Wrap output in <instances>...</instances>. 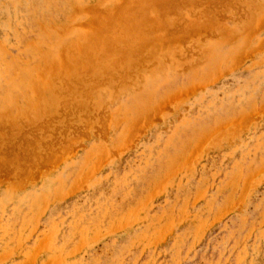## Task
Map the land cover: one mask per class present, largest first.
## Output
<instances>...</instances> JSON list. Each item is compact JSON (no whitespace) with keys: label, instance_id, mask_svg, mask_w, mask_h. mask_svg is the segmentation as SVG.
<instances>
[{"label":"rangeland","instance_id":"1","mask_svg":"<svg viewBox=\"0 0 264 264\" xmlns=\"http://www.w3.org/2000/svg\"><path fill=\"white\" fill-rule=\"evenodd\" d=\"M164 6L0 0V113L27 127L0 117V264H264V0ZM131 16L154 26L143 51ZM94 37L120 44L98 60Z\"/></svg>","mask_w":264,"mask_h":264},{"label":"bare ground","instance_id":"2","mask_svg":"<svg viewBox=\"0 0 264 264\" xmlns=\"http://www.w3.org/2000/svg\"><path fill=\"white\" fill-rule=\"evenodd\" d=\"M153 1H154L155 3H157V4H160L161 6H164V5H166V4L177 3V2L182 1V0H153ZM149 2H151V1H149ZM153 4H154V3H153ZM148 5H149V4H148ZM150 5H152V3H151ZM154 5H155V4H154ZM127 7H128V6H127ZM146 7H147V6H146ZM164 7H167V6H164ZM118 8H119V7H118ZM150 8H151V7H150ZM122 9H123V8H122ZM137 9H138V8H137ZM139 9H145V8H143V7L141 6V8H139ZM158 9H159V8H158ZM145 10L147 11L148 9H145ZM215 10H216V9H215ZM136 11H137V10H136ZM143 11H144V10H143ZM149 11H150V10H149ZM131 14H132V13H131ZM133 14H135V13L133 12ZM141 14H142V12H141ZM143 14H144V13H143ZM166 14H167V13H166ZM238 15H239V13H238ZM139 16H141V15H139ZM164 16H165V15H164ZM119 17H120V16H119ZM132 17H133V16L129 17V19H127V21H123L124 24H125V25L123 24V25H124L123 27H122V25H120V26L122 27V30H123V28H124L125 26H126L125 28H126V29H129V30H130V28H132V27H133L134 29H136L137 32H134V34H135V33H139V34H135V36L132 37V38H134V39H138V38H139V39H138L139 41H136V40H135V41L138 42V44L141 43V44H145V46H146V43H147V42L144 41V40H146V39H145V36L148 35V33L146 34V30H147V32H148V31L151 32V30H152V28H153L154 26H152L151 24H150V25H149V24L147 25V23H146V22H147L146 19H143V20H142L141 18H138V17H137V18H138V19H137L138 21H136V20H135L136 18L134 19V18H132ZM135 17H136V14H135ZM142 18H144V16H143ZM139 19H141V20H139ZM167 19H168V18H167ZM224 19H225V18H224ZM184 20H185V19H184ZM247 20H248V19H247ZM120 21H121V20H120ZM134 21H135L136 23H134ZM155 21H156V20H155ZM167 21H168V20H167ZM123 22H122V23H123ZM137 22H138V23H137ZM156 22H157V21H156ZM205 22H206V21H205ZM205 22H203V23L205 24ZM148 23H149V22H148ZM150 23H151V22H150ZM208 23H209V22H208ZM215 23H216V22H215ZM118 24H120V23H118ZM91 25H92V24H91ZM93 25H94V28H95V24H94V22H93ZM98 25H99V24H98ZM200 25H202V24L200 23ZM117 26H118V25H117ZM131 26H132V27H131ZM188 26H189V25H188ZM197 26H198V25H197ZM85 27H87V26H85ZM97 27H98V26H97ZM99 27H100V25H99ZM127 27H128V28H127ZM129 27H130V28H129ZM163 27H164V26H163ZM192 27H193V26H192ZM108 28H109V27H108ZM116 28H117V27H116ZM119 28H120V27H119ZM217 28H218V27H217ZM227 28H228V26H227ZM99 29H100V28H99ZM126 29H124L125 32L127 31ZM153 29H154V28H153ZM224 29H226V28H224ZM231 29H232V28H231ZM90 30H91V28H90ZM103 30H104V29H103ZM110 30H111V29H110ZM115 30H116V32H114ZM115 30H114V28H112V34H111V35H112V36L114 35L115 40H118V39H116V35L114 34V33H117V29H115ZM119 30H120V29H118V32L121 33V35H122V32H120ZM129 30L126 32L127 35H128ZM131 30H132L131 32H133V29H131ZM227 30H228V29H227ZM101 32H102L104 35H105V33H106V32H104V31H101ZM131 32H130V33H131ZM152 32H153V31H152ZM107 33L109 34L108 31H107ZM126 33H124L125 36H126ZM130 33H129V35H128V37L130 36V37H129L130 40H128V39H129L128 37L125 38L124 35H123L122 37H120L121 35L119 36V35L117 34V35H118L117 38H119V40H120V38H123V37H124L125 39H127V40H125V41H127V43L129 42L128 44H125V43H126V42H125V43H124V46H123V44H122V46L125 48V50L128 49V50H126V52L128 51L127 53L131 52V51L133 50V48H134V50L140 48V47H139L140 44L137 46V44H136L135 42H134L135 44L133 45V47H132V46H131V47L129 46V44H131L130 41H131V39H132V38H131V36H132L131 34H132V33H131V34H130ZM223 33H224V32H223ZM94 34H95V32H94ZM99 34H100V33L97 32L96 35H95V37L98 36ZM134 34H133V35H134ZM226 34H227V33H226ZM252 34H253V33H252ZM137 35H139V37H138ZM141 35H142L143 37H142ZM107 36H108V35L106 34V37H107ZM136 36H137V38H136ZM95 37H94V39L97 38V37H96V38H95ZM99 37H100V36H99ZM106 37L99 38V39H100V42H102L101 40L105 38V40H104L103 42L105 43V41H106V43H107V39L109 40V38H111V36H110V37H107V39H106ZM114 37H113V38H114ZM113 38L110 39L111 42L108 41L109 44H110V49H112L111 52L114 50V48H116V47L118 48V45L120 44V43H118V44L116 45V43H115V46H114V47L111 46V43H112V42L114 43V39H113ZM150 38H151V37H150ZM233 38H234V37H233ZM96 40H97V39H96ZM96 40H95V41H96ZM93 41H94V40H93ZM121 41H122V42H121ZM132 41H133V40H132ZM132 41H131V42H132ZM85 42H86V40H85ZM96 42H97V45H98V49H99V50L96 49V48H97V45H95V49H96L97 51H101V50H100L101 43H100V42L98 43V40H97ZM116 42H118V41H116ZM119 42L123 43L124 41L121 39ZM106 43H105V44H106ZM113 43H112V44H113ZM260 43H261V42H260ZM94 44H96V43H94ZM105 44H103V45H105ZM109 44H108V46H107V44H106L105 49L107 48V50H108ZM248 44H249V43H248ZM78 45H79V44H78ZM81 45H82V47H85L86 44H84V45H83V44H80L79 46L81 47ZM99 45H100V46H99ZM103 45H102L101 48H104ZM113 45H114V44H113ZM125 45H126V46L128 45L129 47H128V46L125 47ZM135 45H136V46H135ZM71 46L73 47V46H75V45H71ZM122 46H120V47H122ZM140 46H141V45H140ZM145 46H143V47H145ZM247 46H248V45H247ZM111 47H112V48H111ZM120 47H119V48H120ZM123 47H122V48H123ZM137 47H138V48H137ZM141 47H142V46H141ZM143 47H142V49L140 48L142 51H143ZM75 48H76V46H75ZM75 48H74V49H75ZM78 48H79V47H78ZM93 48H94V47H93ZM129 48H130V49H129ZM74 49H72V50L69 49V53H71V52H72V53H73V52H74V53H75V52L78 53V51H75ZM76 49H77V48H76ZM110 49H109V50H110ZM131 49H132V50H131ZM140 49H138V50H139V53H141V52H140ZM65 50L67 51V49H65ZM65 50H64V52H63L64 54H65V52H66ZM73 50H74V51H73ZM96 50H95V52L93 51L95 54L97 53ZM107 50H104V52H106ZM118 50H119V49H118ZM134 50H133V52H132V56L134 55L133 53H135L134 56H140V54H138V51H137V50L134 51ZM151 50H152V49H151ZM203 50H204V49H203ZM250 50H251V49H250ZM82 51H83V52H82ZM136 51H137V53H136ZM254 51H255V50H254ZM61 52H62V51H61ZM80 52L84 53V52H85V51H84V48H83ZM91 52H92V50H91ZM91 52H90V53H91ZM93 52H92L91 54H92V55H95V54H93ZM101 52H102V51H101ZM101 52H99V53L101 54ZM104 52H102L101 55H98V53L96 54V55L98 56V58H97L98 60H99V58H102V57H99V56H104V55H103ZM109 52H110V51H108L107 53H109ZM115 52H116V51H115ZM120 52H121V48H120L119 53H120ZM122 52H123V51H122ZM122 52H121V54H123ZM124 52H125V51H124ZM126 52H125V53H126ZM74 53H73V54H74ZM76 53H75V54H76ZM82 53L79 54V55H83ZM116 53H117V52H116ZM125 53H124L123 55H125ZM127 53H126V54H127ZM148 53H149V52H148ZM151 53L153 54L154 51H152ZM240 53H241V52H240ZM251 53H252V52H251ZM47 54H49V53H47ZM75 54H74L72 57L75 58V57H76ZM104 54H105V53H104ZM136 54H138V55H136ZM142 54H143V53H142ZM241 54H242V53H241ZM241 54H240V55H241ZM77 55H78V54H77ZM79 55H78V56H79ZM96 55H95V58H96ZM105 55H108V54H105ZM109 55L111 56L110 53H109ZM109 55H108V56H109ZM144 55H148V54L146 53V54H143V56H144ZM150 55H151V54H150ZM150 55H149V56H150ZM47 56H48V55H47ZM70 56H71V55H70ZM89 56H90V54H89L88 56H82L81 58H78V59H80V64H81V61H82V60H85L84 62H85L86 65H84V66H85V67L90 66L89 63L91 62V60H92L91 58H92L93 56H90V57H91V58H90L91 60L89 59L90 61L88 60ZM126 56H128V55H126ZM61 57H62V56H61ZM119 57H121V55L118 56V59H121V60H122L123 56H122V58H119ZM129 57H130V55H129ZM65 58H67V57H65ZM74 58H73V59H74ZM86 58H87V60L89 61V63H88V61L86 60ZM95 58L93 57V60H94V61H95ZM116 58H117V57H115V58H113V59H116ZM131 58H133V57H131ZM139 58H140V57H139ZM143 58H144V57H143ZM44 59H46V57H44ZM68 59L71 60V61H68L67 59H66V60L62 59V60L65 61V62H62V60H61V64L63 63V65H64V64L66 63V67H69V69H70V67H71L72 64H70V66H67V65H69V64H67V63H68V62H69V63L72 62V59H71V57L68 58ZM76 59H77V58H76ZM76 59H74L73 62H75ZM78 59H77V60H78ZM103 59H105V58L103 57ZM118 59H117V60H118ZM135 59H136V58H135ZM135 59H134V60H135ZM137 59H138V58H137ZM236 59H237V58H236ZM52 60H54V59H52ZM93 60H92V62H93ZM109 60H110V59H109ZM125 60H126V58H125V56H124V62H125ZM138 60H139V59H138ZM56 61H57V60H56ZM56 61H54V62L57 64ZM66 61H67V62H66ZM78 61H79V60H78ZM78 61H77V62H78ZM86 61H87V62H86ZM101 61H103V60H101ZM104 61H106V60H104ZM128 61H129V60H128ZM132 61H133V60H132ZM132 61L129 62V63H131V64H130L131 66H132V64H133ZM140 61H141V60H140ZM77 62L75 63V65L77 64ZM84 62H82V64H84ZM95 62H96V61H95ZM109 62H110V61H109ZM117 62H118V63L120 62V64H122V63L124 64L123 60H122V61L118 60ZM121 62H122V63H121ZM46 63H47V62H46ZM51 63H52V62H51ZM55 63H54V64H55ZM78 63H79V62H78ZM99 63H100V62H99ZM101 63H102V62H101ZM110 63L112 64L113 62L111 61ZM110 63H109V64H110ZM129 63L127 62L128 66H129ZM87 64H89V65H87ZM96 64H97V63H96ZM102 64H103V63H102ZM115 64H116V63H115ZM120 64H119L118 66H117V65H116V66L119 67ZM125 64H126V63H125ZM57 65H58V64H57ZM78 65H79V64H78ZM92 65H95V63L92 64ZM98 65H99V64H98ZM98 65H97V66H92V68L94 69V67L96 68V67H98ZM106 65L108 66V64L106 63V64L104 65V67H105ZM113 65H114V63H113ZM113 65H112V66H113ZM45 66H46V64H45ZM45 66H44V67H45ZM47 66H48V67H46L45 69L49 70L48 68H51V67H50L48 64H47ZM52 66H53V64H52ZM55 66H56V65H55ZM64 66H65V65H64ZM64 66H62V68H63ZM100 66H101V65H100ZM112 66H108V67H112ZM126 66H127V65H126ZM233 66H234V65H233ZM78 67H79V66H78ZM78 67H77V69H78ZM80 67H81V66H80ZM87 68L89 69V67H87ZM87 68H86V69H87ZM100 68H102V67H100ZM100 68H99V70H100ZM115 68H116V67H115ZM130 68H131V67H130ZM45 69H44V70H45ZM54 69H55V68H54ZM57 69H59L58 66H57ZM57 69H56V71H57ZM96 69L98 70V68H96ZM96 69H95V71H96ZM104 69H105V68H104ZM104 69H102V70H104ZM113 69H114V68H112L111 70H113ZM116 69H117V68H116ZM123 69L126 70L125 67H124ZM44 70H43V71H44ZM52 70H53V67H52ZM52 70H51V71H52ZM61 70H62V69H61ZM61 70H60V71H61ZM78 70H79V69H78ZM80 70H81V68H80ZM90 70H91V68H90ZM108 70H109V71H107V73L109 74V72H110V74H111L110 69H108ZM118 70H119V69H118ZM84 71L86 72V70H84ZM105 71H106V70H105ZM116 71H117V70H116ZM116 71H114V72H116ZM47 72H48V71H47ZM52 72H53V71H52ZM63 72H64V71H63ZM67 72H69V70H68ZM77 72H78V71H77ZM87 72H88V71H87ZM87 72H86V73H87ZM89 72H90V71H89ZM89 72H88V73H89ZM114 72H113V73H114ZM118 72H120V70H119ZM53 73H54L55 75H57L55 72H53ZM78 73H79V72H78ZM90 73H92V71H91ZM93 73H94V72H93ZM93 73H92V74H93ZM96 73H97V72H96ZM96 73H95V74H96ZM103 73H104V72H103ZM103 73H101V74L103 75ZM107 73H104V74L106 75ZM121 73L124 74V76H125V73H123V72H121ZM45 74H47V73H45ZM48 74H49V73H48ZM60 74H61V72H60ZM62 74H63V73H62ZM76 74H77V73H75L74 76H76V78H77V75H76ZM81 74H83V72H82ZM95 74H93V75H95ZM99 74H100V73H99ZM108 74H107L106 77H105L106 80H107V78L109 77ZM114 74H116V73H114ZM114 74H113V75H114ZM118 74H119V73H117V75H118ZM122 74H120V75H122ZM51 75L53 76V74H50V76H51ZM55 75H54V76H55ZM58 75H59V73H58ZM58 75H57V76H58ZM78 75H79V74H78ZM88 75H89V74H88ZM117 75H115V76H117ZM41 76H42V75H41ZM44 76H46V75H44ZM48 76H49V75H48ZM85 76H87V74H86ZM90 76H91V74H90ZM90 76H89V77H90ZM97 76H98V75H97ZM46 77H47V76H46ZM55 77H56V76H55ZM55 77H54V78H55ZM62 77H64V75H61L60 78H62ZM67 77H69V74H68ZM72 77H73V76H72ZM72 77H70L69 79H72ZM81 77H82V76H81ZM83 77H84V75H83ZM83 77H82V78H83ZM95 77H96V76H95ZM98 77H99V76H98ZM101 77H102V76H101ZM119 77H120V76H119ZM119 77H118V78H119ZM42 78H44V77L42 76ZM49 78H50V77H49ZM54 78L48 79V81H49V80H52V79L54 80ZM78 78H79V77H78ZM78 78H77V79H78ZM92 78H94V77H92ZM105 78H104V79H105ZM109 78H110V77H109ZM109 78H108V79H109ZM112 78H113V77H112ZM121 78H122V76H121ZM77 79H76V80L74 79V80L78 83L79 81H77ZM79 79H81V78H79ZM79 79H78V80H79ZM98 79H100V80H99L100 82H101V81H102V82L105 81V80H101L100 77H99ZM102 79H103V78H102ZM124 79H125V78H124ZM53 80H52V81H53ZM67 80H68V79H67ZM72 80H73V79H72ZM72 80H71V81H72ZM89 80H90V79H89ZM89 80H88V82H89ZM94 80H95V79H94ZM94 80H93V81H94ZM96 80H97V78H96ZM96 80H95V82H96ZM111 80H112V79H111ZM116 80H117V79H116ZM116 80H115V81H116ZM52 81H51V82H52ZM62 81H64V79H63ZM62 81H61V82H62ZM75 81H74V82H75ZM80 81H81V80H80ZM85 81H86V80H85ZM85 81H84V82H85ZM91 81H92V80H91ZM99 81H97V82L100 83ZM55 82H56V81H55ZM74 82H73V83H74ZM76 82H75V84H76ZM88 82H87V83H88ZM97 82H96V84H98ZM34 83H35V82H34ZM40 83H42V82H40ZM57 83H59V81L56 82V84H57ZM62 83H63V82H62ZM79 83H80V82H79ZM82 83H83V81H82ZM89 83H90V82H89ZM44 84H45V83H44ZM52 84H53V82H52ZM52 84H51V85H52ZM70 84H71V83H70ZM91 84H94V82H91ZM91 84H90V86H93V85H91ZM96 84H94V85L97 86ZM34 85H37V84L35 83ZM39 85H41V84H38V89H37V87L35 86V87H36L35 89L40 90ZM66 85H67V83H66ZM76 85H77V86H76ZM76 85H72V86H75V87H77V88L80 87V86H82V85L84 86V84H82V85H80V86H79L78 84H76ZM85 85H87V84H85ZM53 86H54V85H53ZM83 86H82V87H83ZM95 86H94V87H95ZM45 87H46V85H44V89H45ZM61 87H63V84H62ZM61 87H59V88L62 89ZM68 87H69V86H68ZM82 87H80L79 89H81ZM94 87L90 88V87L88 86V88H90L91 90H92ZM64 88H65V85H64ZM64 88H63V90H64ZM73 88H74V87H72V90H73ZM77 88H76V90H77ZM88 88H87V89H88ZM95 88H96V87H95ZM50 89H51V88H50ZM53 89H54V88H53ZM53 89H52V92L54 91ZM70 89H71V88H70ZM84 89H86V88H85V87L83 88V92H84ZM56 90H57V89H55V91H56ZM58 90H59V89H58ZM63 90H61V93H62ZM65 90H66V89H65ZM67 90H69V89H67ZM72 90H71V91H72ZM194 90H195V89H194ZM190 91H192V90H190ZM40 92H42V89L40 90ZM40 92H38V94H39ZM58 92H60V91H58ZM63 92H64V91H63ZM67 92H68V91H66L65 93H67ZM75 92H78V91H75V89H74L73 93H75ZM85 92L88 94V90H85ZM42 93H43V92H42ZM42 93H40V94H41V95L39 94L40 97L37 96V98L40 99L41 96L43 97ZM53 93H54L53 95H55V94L57 95V91H56V92H53ZM68 93L70 94L71 92H68ZM178 93H179V92H178ZM69 94H67V95H69ZM76 94H77V93H76ZM60 95H61V94H58L57 97L59 98ZM63 95L65 96L64 93H63ZM71 95H72V94H70L69 96H71ZM73 95H74V94H73ZM83 95H84V94H82V96H83ZM85 95H86V94H85ZM85 95H84V96H85ZM64 96H63L62 100H66V99L69 97V96H66L67 98L64 99V98H65ZM53 97H54V96H53ZM60 97H62V95H61ZM74 97L77 98L75 95H74ZM78 97H79V96H78ZM175 97H176V96H175ZM43 98H44V97H43ZM70 98H72V96H71ZM86 98H87V96H86ZM90 98H91V97H90ZM178 98H179V97H178ZM56 99H57V98H56ZM68 99H69V98H68ZM77 99H78V98H77ZM88 99H89V97H88ZM88 99H87V100H88ZM184 99H185V98H184ZM75 100H76V99H75ZM82 100L85 101V98H83ZM87 100H86V101H87ZM37 101H38V99H37ZM37 101H36V102H37ZM50 101H52L51 98H50ZM57 101H58V100H57ZM70 101H72V102H70L71 105H72L74 99H73V100L70 99ZM45 102H46V99H44V103H45ZM61 102H62V101H61ZM68 102H69V101H68ZM74 102H76V101H74ZM39 103H40V101H39ZM39 103H38V104H39ZM42 103H43V101L41 100L40 105H41ZM50 103H51V102H50ZM50 103H49V104H50ZM59 103H60V101H59ZM66 103H67V102H66ZM70 103H69V106H68V105H67V106H68V108L70 107V110H71L72 108H71V106H70ZM86 103L88 104V101H87ZM47 104H48V103H47ZM52 104H53V103H52ZM63 104H64V101H63ZM63 104H62V105H63ZM87 104H85V105H87ZM40 105H38V106H40ZM53 105H54V104H53ZM53 105H52V106H53ZM58 105H59V104H58ZM62 105L60 104V106H62ZM75 105H77V104L75 103ZM75 105H74L73 110H75V109L77 108L76 110H77V113H78V106H75ZM82 105L84 106V104H82ZM165 105H166V104H165ZM38 106H37V107H38ZM49 106H50V105H48V107H49ZM60 106H59V109H60ZM67 106H66V107H67ZM26 107H27V106H26ZM42 107H43L44 109L46 108V107H44L43 104L41 105V109H42ZM48 107H47V109H48V111H49V108H50L51 106H50L49 108H48ZM63 107H64V106H63ZM86 107H87V106H86ZM35 108H36V107H35ZM68 108H66V110H67ZM84 108H85V106H84ZM24 109H25V112L28 113V114H29V112L32 113V110H33V108L31 109V107L29 108L30 110L28 109L29 111H26V108H24ZM85 109H86V108H85ZM158 109H159V108H158ZM64 110H65V108H64ZM66 110H65V112H66ZM73 110H71V112H73ZM33 111H34V110H33ZM37 111H38V110H37ZM42 111H43V109H42ZM46 111H47V110H45L44 112H41V113H43L44 117L47 116L46 114L48 113V111H47V113H46ZM52 111H53V110H52ZM52 111H51V112H52ZM62 111H63V110H62ZM83 111H84V110H83ZM1 112H2V113H0V117H3L2 119H4V121H7V120H8V123H9V122L11 121V119H9V118H8V119L5 118V117H6L5 115L7 114V112H9V114H10V111H7V110H6V112H5L6 114H5L4 116H2L3 113H4V110L1 111ZM23 112H24V111H23ZM35 112H36V111H34V113H35ZM44 113H45V114H44ZM49 113H50V112H49ZM49 113H48V114H49ZM52 113H54V111H53ZM63 113H64V111H63ZM75 113H76V112H75ZM75 113L73 112V114H75ZM255 113H256V112H255ZM255 113H254V114H255ZM1 114H2V115H1ZM32 114H33V113H32ZM32 114H31V115H32ZM36 114H37V113H36ZM36 114H35V116H36ZM152 114H153V113H152ZM7 115H8V114H7ZM10 115H11V114H10ZM10 115H8V116L11 117ZM70 115H72V114H70ZM41 116H42V115H41ZM41 116H39V117H41ZM51 116H52V115H51ZM51 116H50V117H51ZM147 116H148V115H147ZM30 117H31V116L28 117L29 120L31 119ZM36 117H38V116H36ZM36 117H34V118L36 119ZM39 117H38L37 119H39ZM47 117H48V116H47ZM68 117H69V115H68ZM246 117H247V116H246ZM16 118H18V117H16ZM19 118H21V117L19 116ZM28 118H26V119H27L26 122L29 121ZM48 118H49V117H48ZM109 118H110V117H109ZM22 119L24 120V118H21V120H22ZM37 119H36V121L39 122V120H37ZM46 119H47V118H46ZM239 119H240V117H239ZM33 120H34V119H32V121H33ZM40 120H41V119H40ZM141 120H142V119H141ZM147 120H148V118H147ZM252 120H253V119H252ZM0 121H1V120H0ZM4 121L2 120V122H4ZM34 121H35V120H34ZM49 121H50V120H49ZM119 121H120V120H119ZM11 122H12L13 125H15L14 122H15V123H19V124L21 123V122H17V121H15V120H12ZM22 122H23V121H22ZM24 122H25V121H24ZM24 122H23V123H24ZM26 122H25L24 124H27ZM30 122H31V120L29 121V123H30ZM38 122H37V123H38ZM0 123H1V122H0ZM23 123H22V124H23ZM29 123H28V124H29ZM141 123H142V122H141ZM238 123H239V122H238ZM9 124H11V123H9ZM19 124H18V126H19ZM24 124H23V125H24ZM31 124L36 125V122H35V123H34V122H31V123L28 125L29 128H30ZM239 124H240V123H239ZM239 124H238V125H239ZM3 125H4V123H3ZM33 125H32V127H33ZM245 125H246V124H245ZM4 126H5V125H4ZM18 126H17V127L15 126V127L18 128ZM38 126H39V125H38ZM66 126H67V125H66ZM140 126H141V124H140ZM15 127H14V128H15ZM20 127H23V126L20 124L19 128H20ZM24 127H25V126H24ZM24 127H23V129H24ZM222 127H223V126H222ZM16 128L14 129L15 131L18 130V129L16 130ZM25 128H27V127H25ZM41 128H42V127H41ZM4 129H5V128H4ZM11 129H13L12 126H11L10 130H11ZM20 129H21V130H20ZM20 129H19V130L22 132V128H20ZM38 129H39V128H38ZM40 130H41V129H40ZM40 130H39V132H40ZM225 130H226V129H225ZM5 131H7V130H5ZM5 131L3 130V131H2V134H4ZM12 131H13V130H11V132H12ZM23 131H24V130H23ZM3 132H4V133H3ZM9 132H10V131H9ZM11 132H10V133H11ZM13 132H14V131H13ZM31 132H32V131H31ZM37 132H38V130H37ZM224 132H225V131H224ZM16 133H17V132H16ZM16 133H14V136L16 135ZM29 133H30V132H29ZM29 133H26V134L29 136ZM34 133L36 134V132H34ZM221 133H222V132H221ZM5 134H6V133H5ZM5 134L3 135V137H6V136H7V135L5 136ZM11 134H13V133H11ZM17 134L20 135V132L18 131ZM134 134H135V133H134ZM222 134H223V133H222ZM222 134H221V135H222ZM40 135H41V134H40ZM8 136H9V135H8ZM8 136H7V138H8ZM14 136H13V137H14ZM30 136H31V135H30ZM3 137H1V138L4 139ZM10 137H11V136H10ZM10 137H9V138H10ZM13 137H12V138H13ZM18 137H19V136H18ZM32 137H33V136H32ZM32 137H31V138H32ZM39 137H40V136H39ZM42 137H44V138H42ZM42 137H40V138L46 140V139H45V136H42ZM12 138H11V139H12ZM15 138H16V136H15L14 139H13L14 141H16V139H17V138L15 139ZM28 138H30V137H28ZM208 138H209V137H207V139H208ZM203 139H205V138H203ZM5 140H6V142H8L10 139H8V140L5 139ZM25 140H26V139H25ZM34 140H35V143H37V142H36L37 140H36V139H34ZM20 141H21V140H20ZM38 141H41V140H38ZM126 141H127V140H126ZM205 141H207V140H205ZM11 142H13V141H11ZM2 143H3V145L6 146V144H4V142H2ZM8 143H9V142H8ZM13 143H14V142H13ZM17 143H18V142H17ZM17 143H16V144H17ZM20 143H22V142H19V143L17 144V146H18V145H22V144H20ZM25 143H26V142H25ZM39 143H40V142H39ZM39 143H38V144H39ZM203 143H205V142H203ZM9 144H11V143H9ZM38 144H36V145H38ZM40 144H41V143H40ZM40 144H39V145H40ZM0 145H1V143H0ZM51 145H52V144H51ZM5 146H4V148H5ZM201 146H202V145H201ZM201 146H200V147H201ZM2 147H3V146H2ZM2 147H0V148H2ZM18 147H20V146H18ZM23 147H24V146H23ZM27 147H28V146H27ZM38 147H39V146H38ZM46 147H48V146H46ZM52 147H53V146H52ZM32 148H33V147H32ZM27 149H28V148H27ZM27 149H26V151H27ZM36 149H37V151L40 152L41 146H40V148H36ZM38 149H39V150H38ZM43 149H44V148H43ZM43 149H42V151H44ZM201 149H202V148H201ZM1 150H2V149H0V151H1ZM9 150H11V149H9ZM9 150H8V151H9ZM22 150H23V149H22ZM199 150H200V149H199ZM13 151H14V150H13ZM42 151H41V152H42ZM49 151H51V150H49ZM198 152H201V151H198ZM4 153H5V152H4ZM27 153H29V152L27 151ZM12 154H13V153H12ZM14 154H16V153L14 152ZM105 154H106V153H105ZM198 154H199V153H198ZM1 155H2L1 157H3V154H1ZM5 155H6V154H5ZM5 155H4V156H5ZM18 155H19V154H18ZM41 155H42V154H41ZM61 155H62V154H61ZM16 156H17V155H16ZM19 156H20V155H19ZM31 156H32V155H31ZM106 157H107V155H106ZM5 158H6V156H5ZM9 158H10V157H9ZM36 158H37V157H36ZM61 158H62V157H61ZM192 158H193V157H192ZM14 159H15V158H14ZM18 159H19V158H18ZM18 159H17V160H18ZM39 159H40V157H39ZM0 160H1V159H0ZM21 160H22V159H21ZM53 160H54V159H53ZM2 161L4 162V160H2ZM6 161H7V160H6ZM8 161H9V160H8ZM8 161H7V162H8ZM39 161H40V160H39ZM12 162H13V161H12ZM16 162H17V161H16ZM36 162H37V161H36ZM36 162H35V163H36ZM195 163H196V162H195ZM37 164H38V163H37ZM3 165H5V164L3 163ZM0 166H1V165H0ZM190 166H191V165H190ZM19 167H20V166H19ZM191 167H192V166H191ZM189 168H190V167H189ZM181 169H182V168H181ZM91 170H92V168H91ZM90 172H92V171H90ZM176 172H177V170H176ZM87 173H88V172H87ZM28 175H29V174H28ZM256 175H257V174H256ZM85 178H86V177H85ZM166 180H167V179H166ZM79 181H80V180H79ZM164 181H165V180H164ZM164 181H163V182H164ZM247 181H248V180H247ZM261 181H262V180H261ZM16 182H17V181H16ZM165 182H166V181H165ZM18 183H19V182H18ZM248 183H249V182H248ZM165 184H166V183H165ZM248 188H249V185H248ZM162 190H163V189H162ZM205 190H206V189H205ZM234 190H235V189H234ZM160 192H161V191H160ZM153 195H154V194H153ZM203 195H204V194H203ZM57 197H58V196H57ZM198 197H199V196H198ZM202 197H203V196H202ZM59 198H60V197H59ZM149 198H150V197H149ZM149 198H148V199H149ZM244 198H245V197H244ZM232 200H233V199H232ZM44 203H46V202H44ZM230 203H231V202H230ZM43 205H44V204H43ZM233 206H234V205H233ZM225 209H226V208H225ZM229 210H230V209H229ZM226 211H227V210H226ZM227 213H228V212H227ZM221 215H222V214H221ZM223 215H224V214H223ZM184 217H185V216H184ZM180 219H181V218H180ZM135 222H136V221H135ZM179 222H180V221H179ZM204 222H205V221H204ZM125 223H126V222H125ZM131 223H132V222H131ZM133 223H134V222H133ZM172 223H173V222H172ZM202 223H203V221H202ZM202 223H201V224H202ZM198 225H199V224H198ZM125 226H126V225H125ZM171 227H172V226H171ZM197 227H198V226H197ZM119 229H120V228H119ZM116 230H118V228H117ZM200 230H201V229H200ZM114 231H115V230H113V232H114ZM162 231H163V230H162ZM202 231H203V230H202ZM98 233H99V231H98ZM166 233H167V232H166ZM164 234H165V232H164ZM200 234H201V233H200ZM97 235H98V234H97ZM158 236H159V235H158ZM96 239H97V238H96ZM156 239H159V238L157 237ZM20 244H21V243H20ZM80 249H81V247H80ZM79 251H80V250H79ZM74 252H75V251H74ZM6 256H7V254H6ZM4 258H5V257H4ZM34 259H35V258H34ZM32 264H33V263H32Z\"/></svg>","mask_w":264,"mask_h":264}]
</instances>
